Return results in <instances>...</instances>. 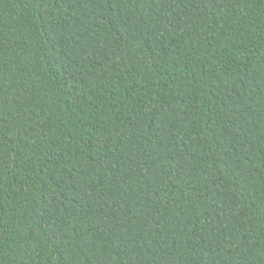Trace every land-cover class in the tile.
I'll return each instance as SVG.
<instances>
[{
	"label": "trees",
	"instance_id": "obj_1",
	"mask_svg": "<svg viewBox=\"0 0 264 264\" xmlns=\"http://www.w3.org/2000/svg\"><path fill=\"white\" fill-rule=\"evenodd\" d=\"M0 264H264V0H0Z\"/></svg>",
	"mask_w": 264,
	"mask_h": 264
}]
</instances>
